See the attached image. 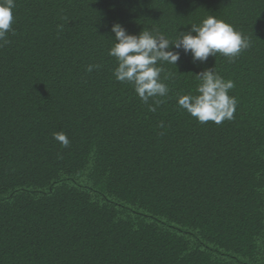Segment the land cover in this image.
<instances>
[{
    "label": "trees",
    "instance_id": "16d2710c",
    "mask_svg": "<svg viewBox=\"0 0 264 264\" xmlns=\"http://www.w3.org/2000/svg\"><path fill=\"white\" fill-rule=\"evenodd\" d=\"M14 3L0 39V264H264V0ZM208 16L249 47L158 62L169 91L147 103L116 80L113 24L172 41ZM211 68L234 84L219 124L178 105Z\"/></svg>",
    "mask_w": 264,
    "mask_h": 264
},
{
    "label": "clouds",
    "instance_id": "9594fccd",
    "mask_svg": "<svg viewBox=\"0 0 264 264\" xmlns=\"http://www.w3.org/2000/svg\"><path fill=\"white\" fill-rule=\"evenodd\" d=\"M14 7V0H0V39L12 30ZM190 26L189 31H179L170 41L158 31L142 29L138 34H129L121 24H113L111 32L116 42L108 55L118 63L114 70L116 80L133 84L137 95L147 103L150 97L165 96L169 91L167 85L160 81L162 68L157 66L158 62L177 65L181 52L190 54L193 63H205L217 53L232 59L249 47L247 37L214 16ZM92 68L90 65L88 71ZM195 75L200 81L196 88L198 95L180 96L178 105L201 123L211 120L219 124L231 119L236 100L228 95V90L234 87L233 82L225 81L214 73L213 68ZM54 139L65 147L69 144L63 133L54 134Z\"/></svg>",
    "mask_w": 264,
    "mask_h": 264
}]
</instances>
